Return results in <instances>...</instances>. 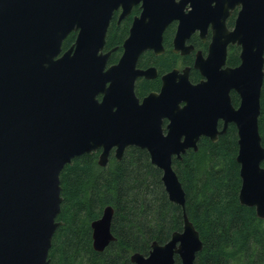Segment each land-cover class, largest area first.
<instances>
[{"label":"water","instance_id":"water-1","mask_svg":"<svg viewBox=\"0 0 264 264\" xmlns=\"http://www.w3.org/2000/svg\"><path fill=\"white\" fill-rule=\"evenodd\" d=\"M138 1L0 0V264H48L54 233L62 226L57 218L63 168L97 151L98 166L104 168L111 152L120 161L131 147L145 150L161 171L169 201L182 209L183 228L164 244L153 242L148 255L133 253L130 262L175 264L177 257L179 264H194L203 243L185 213V192L173 159L196 152L201 137L216 142L229 124L237 131L239 203L264 220V147L258 126L264 0H142V14L131 25L118 63L105 70L114 51L103 53L112 13L122 7V19ZM186 3L193 9L182 15ZM224 4L241 5L231 31L224 26ZM215 10L223 13L208 57L197 56L194 64L206 82L191 85L185 70V87L178 88L174 70L163 78L172 85L139 103L134 81L155 72L136 69L139 56L163 51L162 34L173 19L180 21L174 52L188 53L191 48L183 44L192 29L187 28L197 20L206 27ZM71 33H76L74 41L63 50ZM228 44L240 47L235 68H222ZM207 90L211 93L205 94ZM230 90L239 97L237 108L231 105ZM163 119L168 120L165 134ZM113 213L106 206L90 224L95 252L114 241Z\"/></svg>","mask_w":264,"mask_h":264},{"label":"trees","instance_id":"trees-1","mask_svg":"<svg viewBox=\"0 0 264 264\" xmlns=\"http://www.w3.org/2000/svg\"><path fill=\"white\" fill-rule=\"evenodd\" d=\"M126 34L124 23L109 27L106 46L118 47L111 59L118 57ZM74 38V33L69 34L62 49ZM145 58L162 70L158 62L168 56L147 54ZM228 60L230 65L238 64L236 52ZM260 106L258 126L264 147V78ZM197 147L180 161L173 159L185 192V213L203 243L194 264H264V220L238 200L241 181L235 126L228 125L216 142L201 138ZM99 153L74 158L59 175L62 202L57 220L62 226L54 233L48 264H132L133 253L146 256L153 242L164 244L182 231V209L169 201L162 173L145 150L127 148L120 161L111 153L104 168L98 166ZM106 206L114 211V241L103 252H95L90 224ZM175 264H179L177 257Z\"/></svg>","mask_w":264,"mask_h":264},{"label":"flooded vegetation","instance_id":"flooded-vegetation-1","mask_svg":"<svg viewBox=\"0 0 264 264\" xmlns=\"http://www.w3.org/2000/svg\"><path fill=\"white\" fill-rule=\"evenodd\" d=\"M181 0H174V3H179ZM143 1L139 0L135 5H133L129 13L120 19V16L122 14V7H119L118 9L114 10L112 13V17L108 26L112 27L113 25H120L121 23L126 24L127 26V34L126 37L122 40L121 46H120V52L118 53V57L115 59H111L110 56L118 50V47L113 48H107L106 46V39H105V45L103 49V53L109 52L110 50L114 51L110 54L107 62L105 70H107L109 67L114 66L118 63L119 58L122 53V44L124 40L127 38L129 30L131 28V25L134 21V19L140 18L143 8ZM199 6V4H198ZM215 2H213L210 5V8H214ZM226 4L223 5V8H226ZM200 7V6H199ZM192 6L190 3H186L182 6V15L188 14L190 11H192ZM241 9V5H236L232 8H226L227 15L224 19V26L228 31H231L234 27V23L236 20V17L238 15L239 10ZM212 11V10H211ZM209 12V18H211L212 21L207 23L206 27L204 26L203 20H197L191 23L190 27L187 29H192L190 32V35L184 40L183 46L185 48H191V50L188 53H182L174 52V39L176 36V33L178 31V27L180 24L179 19H173L170 21L167 26L165 27L163 34H162V49L163 51L160 54H156L153 50H147L144 51L138 58L136 69L145 71L147 69H154L155 72L153 75L150 76V78H145L144 76L138 77L134 81V95L139 100V103L143 101L145 97H147L150 94H161V90L163 86L165 85H172V80H167L166 83L164 82V77L174 70L176 71L175 78H174V85L178 88L183 89L185 87V84L183 83V71L187 70L188 74V81L191 85H198L201 83L206 82V77L201 74L199 69H196L194 67L196 57L199 56L202 59H206L209 54V48L213 41V29L218 24L217 21H219V18L221 14L223 13L222 10H215L214 12ZM107 29V33H108ZM106 33V37H107ZM76 35V33H74ZM234 51L237 54L238 57V64L230 65L229 64V55L231 52ZM147 54H151L154 57H161V56H168L167 59L161 60L158 62V65L163 67L161 70L158 68L159 66L154 65L150 60H146L145 56ZM240 54V47L233 44H228L226 47V58H225V64L222 68H235L240 64L239 59ZM170 56H173V59H169ZM106 88L109 87V83L105 85ZM205 94H210L211 91L207 90L204 91ZM102 94V93H100ZM230 102L231 105L234 108H237L239 105V97L237 93L233 90H230L229 92ZM184 103H181L180 106H183ZM168 124L167 119H163L162 128L163 133H166V125ZM231 125V124H229ZM223 126L222 121H218L217 129L221 130ZM220 136V135H219ZM218 136V137H219ZM205 138V137H201ZM200 138V139H201ZM199 139V140H200ZM208 139V138H207ZM210 140V139H209ZM113 154V152H111Z\"/></svg>","mask_w":264,"mask_h":264}]
</instances>
